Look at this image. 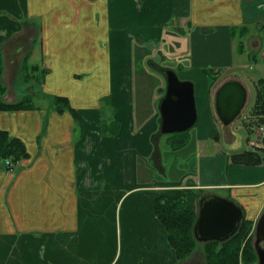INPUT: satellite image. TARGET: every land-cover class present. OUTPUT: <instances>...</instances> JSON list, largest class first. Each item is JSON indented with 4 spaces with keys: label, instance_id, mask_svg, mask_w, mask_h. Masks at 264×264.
I'll use <instances>...</instances> for the list:
<instances>
[{
    "label": "crops",
    "instance_id": "crops-1",
    "mask_svg": "<svg viewBox=\"0 0 264 264\" xmlns=\"http://www.w3.org/2000/svg\"><path fill=\"white\" fill-rule=\"evenodd\" d=\"M258 2L264 0H187L181 11V5L174 0H0V10L25 20V30L18 36L20 40L21 37L25 39L26 46L28 41L31 44L36 39V29L40 26L44 55L48 51L45 38L48 34H54L57 43L65 47L60 67L64 70L63 75L54 73L47 56L41 65L49 70L41 86L45 95L51 78L67 73L69 69L65 70V67L70 59L79 63L88 54L102 51L100 77L105 81L104 88L96 93L109 96V104L116 110L115 119L125 116L132 120L131 128L125 129L129 136L132 130L134 137L140 132L149 135L148 142L153 143L160 130L159 101L166 83L165 79H160L156 85L148 78L153 72L147 70V65H152L154 58L153 53L146 54L144 43L153 48L152 42L157 43L165 24L184 17L191 29L195 32L201 29L209 34L207 40L215 43L210 49L209 44L204 43L203 55L197 50V44V57L211 56L214 62L231 67L227 45L233 32L229 31L232 27H241L246 30L245 36L238 34L243 40L239 41L238 51L255 61L247 50L261 48L262 41L257 36L247 43V36L251 25L259 27L264 22L261 13H255L253 9L259 8ZM254 13L258 19H251ZM1 17V80L6 88L2 97L6 103H15L19 100L14 87L20 78V59L31 45L26 47V52H18L20 58L15 55L14 48L8 50L18 25L10 20L6 26ZM96 18L101 24L99 34L91 28ZM211 29L216 32L211 33ZM88 44L90 53H87ZM216 46H221L222 50ZM50 54L53 55V48H50ZM191 54L195 55L194 49ZM261 60L264 61V52ZM134 65L141 68L133 74ZM90 69L94 70V67ZM131 74L132 78L128 79ZM235 77L225 76L209 87L210 98L205 100L201 113L203 121L198 122L191 134L196 142L195 154L198 155L202 145L206 151L211 138L214 140L209 147L211 152L213 148L216 150L218 139L232 151L241 147V139L233 132L221 129L224 125L215 114L214 99L218 87L227 81H239ZM63 83L55 92L72 102L71 107L78 111V116L73 117L66 111L62 115L52 113L46 135L40 141L42 151L39 153L36 152V138H41V117L45 112H0V129L20 138L29 155L27 160L19 162L14 173L6 172L4 164H0V264H204L200 247L188 259L178 263L174 250L168 245L167 233L152 207L157 197L179 196L189 182L194 184L193 188L204 192L223 191L221 197L238 204L243 209V216L253 222L252 229L255 228L264 211V135H260L259 128L254 130L252 127L250 131L247 127L251 126V114L244 116L250 115V119L245 120L242 127L238 126L244 129L243 139L250 147L242 151H260L263 154L261 165L235 164L229 154L228 158L219 157L217 164L207 166L205 178L197 172L194 180L187 176L177 183L153 182L151 169L142 161L136 164L133 159L134 153L131 154L135 151L131 150L129 139H121L127 141L126 148L102 135L98 127L102 111L95 101H86L82 83ZM196 115L198 118V111ZM73 119L78 122L76 130ZM122 127L110 125L109 135L115 131L121 135L119 128ZM74 132H78L76 138ZM106 139L115 142L114 154L104 146ZM140 151L148 159L153 158L154 166L161 169V155L157 150L149 145L142 146ZM119 153L131 155L130 160L114 161V156ZM20 166L22 168L18 170Z\"/></svg>",
    "mask_w": 264,
    "mask_h": 264
},
{
    "label": "rangeland",
    "instance_id": "rangeland-1",
    "mask_svg": "<svg viewBox=\"0 0 264 264\" xmlns=\"http://www.w3.org/2000/svg\"><path fill=\"white\" fill-rule=\"evenodd\" d=\"M177 4L181 5L180 10L182 11V5H186L187 0H174ZM257 7H253L255 9V13L260 12L261 15L264 17V2H258ZM263 7V8H261ZM179 9V7H177ZM11 12L13 10L11 9ZM252 14L251 19L255 20L258 19L256 14ZM0 16L3 20L4 24L8 26L10 20H14V22L17 23V29L14 30L13 35H16L10 39V42H13L9 44L8 50L14 48L15 55L19 57L18 52L21 51V53L26 52V47L29 48L30 45H33L32 47V55H30V64H37L42 65L44 63V58L47 56L49 60V64L51 66V69L54 71V73H58V75H63L64 70H60L63 60H62V54L65 49L63 45H60L57 43V41L54 39V34H48L46 38V43L48 44V51L45 54L44 47H43V39H41V30L40 26H38L37 33H35L36 40L33 43L27 42V46L24 44L25 39L21 37V40L19 39V36L21 32L24 29V22L25 20H21L19 18H22L18 16V18L13 17L10 13H8L5 10H0ZM187 20L184 17L181 18H174L173 23H167L165 24V28H163L160 32V37L157 41V43L152 42L153 48H150L148 43H144V49L146 54L150 55L153 53L155 55L152 63V65H147V70L149 72H153L152 76H149L148 78L153 79L156 85H159L160 79H165L163 74L157 73L154 71L155 64L163 65V68L166 69H172L182 81H190L193 83L194 86V97L196 102V109L198 111V118L197 123L191 127L190 130H188L187 137H186V143L183 147L178 149H173L170 147L169 141L172 139H177L178 137L174 134H162L160 131H157L155 137L153 138V143L148 142L149 135H142L140 132L135 133L136 136H133V130L130 132V136L127 134V131L125 129H129L132 126V120H127V118L122 117V119H115V107L113 105L109 104V96L107 95H99L96 93V91L102 90L104 88V77H100V54H98V51L91 52V49L89 47V44L87 45L88 56H85L82 62H75L73 59H70L67 62V67H65V70H68L67 73L57 78L55 75L51 78V83L48 82L50 78H48L47 82L49 85V88L44 91L46 95L50 96L51 98H54L57 96L56 92L61 84H64L63 82H81L85 93H86V101L88 103L96 102L99 108L101 109V121L98 123V127L102 131V135L105 137H111L114 140H116V143L110 140H105L103 143L104 146L113 152L114 154V146L115 144L124 145L126 148L128 147L127 141L122 142L121 139L130 140L131 150H134L135 152H132L131 155L134 153V160L137 163L143 162L145 163L150 169H151V176L153 182H164V181H172L177 183L180 179L184 180L187 176L193 177L194 180L195 175L197 172H200V177L203 176L205 178L204 170L207 169V166L217 164L219 161V157L226 156L228 158L229 154H233L235 152H241L242 150L250 148L247 144L244 142L245 137V131L243 128H238V126H241L244 124L245 120L247 121L249 117L245 118L248 114H250V109L253 106L254 102V94H255V87L252 86L253 83H256L259 78H264V61L261 60V55L264 52V22L259 26L256 27L255 25H251V31L248 33L247 36V43L251 37H259L260 41H262L261 48L258 49H249L247 50V54H249L250 58L255 57V61L248 59L247 55H241L238 51V45L239 41H243L241 38L238 37L237 34L231 35L230 34V43L227 45V49L229 52V58L231 61V67L226 68L225 65L221 63H216L212 59L211 56H205V57H197V50L202 55L204 52L201 50L204 47V43L209 44V48H212L215 43L212 40H207V36L209 34L203 32L201 29H198V32H195L191 29V25L186 24ZM179 24V25H178ZM101 24L99 23L98 19H95V22L93 26H91L92 31L95 34L101 33ZM240 27H232L231 31L234 32L232 29H239ZM201 30V31H200ZM213 33L216 29H211ZM216 32V31H215ZM137 33V31H136ZM238 33V32H237ZM217 35V34H212ZM138 37V35H135ZM136 37V39H138ZM134 39V38H132ZM135 39V40H136ZM143 40V39H142ZM144 41V40H143ZM194 43V44H193ZM193 44V47H192ZM197 44L199 47L197 48ZM151 46V47H152ZM195 46V47H194ZM20 47H22L20 49ZM192 47V48H191ZM220 47L221 46H216ZM215 47V48H216ZM50 48H53V55L50 54ZM197 48V50H196ZM213 48L214 50H216ZM195 50V55H192L191 52ZM213 50V51H214ZM222 50V49H221ZM152 55V56H153ZM161 58V61H159V57ZM164 56V57H162ZM20 58V57H19ZM22 56L20 59V65L22 64ZM140 63V62H139ZM138 63V64H139ZM95 64V65H94ZM242 65L243 68H242ZM224 66V67H221ZM94 67V70H91L90 68ZM141 66L134 65L133 74L134 71L137 69L139 70ZM159 69V67H158ZM47 70V73L45 75V80L48 77L49 70ZM160 70V69H159ZM221 70V73L219 74V78L215 81L216 84L220 79H222L225 76L229 75H235L234 79L242 81L244 87H246L247 90V99L246 104L243 108V110L240 112V115L242 113L243 116H238L232 123H230L227 126H222L221 129H226V131L233 132L239 139H241V147L238 151H232V149H229V147L226 146V144L218 139V143L216 150L211 152L210 148L212 144L214 143L213 139L206 148V151H204L203 145L199 148L198 155L195 154L196 152V142L193 140L192 133L195 131L194 127H197L199 121H203L202 119V112L205 108V100H209V91L212 81H211V75L210 73H215L214 71ZM60 71V72H59ZM155 75V76H154ZM132 78V74L128 77V79ZM44 82V80H43ZM14 83V82H13ZM15 84V83H14ZM33 87V88H32ZM14 90L16 91L17 99L22 98L24 95L30 94L31 90L37 92L38 88L34 87L32 83H22L20 82V78L18 81H16ZM39 94V93H38ZM44 95V93H42ZM37 95V94H36ZM33 96L34 101V109L33 110H41L42 112H45V115L42 116V126H41V133H39L41 138H36V152L39 153L42 151V148L40 147V141L41 139L46 135L45 132L47 131L50 116L52 113H56L58 115H62L66 113L63 112H57L55 108V103H53V100H50L48 96ZM73 104L69 101V107H71ZM88 106V105H86ZM127 105H125V108ZM245 116V117H244ZM74 120V129H78V122L76 119ZM218 122V121H217ZM110 125L113 127L123 126L122 128H119L121 131V135H118V132L115 131L113 135L110 134ZM237 125V126H236ZM221 129L218 130V133L221 131ZM255 130V127H254ZM223 131V130H222ZM137 132V131H136ZM75 133V138L77 136L78 132ZM252 134V136H254ZM253 138V137H252ZM255 139V138H253ZM115 143V144H114ZM111 145L112 147H109ZM135 145V146H134ZM151 145V148L154 150H157L161 155V169H158L154 166V159L150 158L148 159L147 156H145L144 153H141L140 148L142 146L146 147ZM123 148V146H121ZM131 155L129 156L126 153H119L117 156H114V161L119 162H126L130 160ZM206 155V157H205ZM263 155V154H262ZM29 156V155H28ZM264 156V155H263ZM216 157V158H213ZM28 159V158H27ZM24 159V160H27ZM22 166L18 168V170H21ZM208 176V173H207ZM209 177V176H208ZM183 183V181L181 182ZM205 192H212V194L217 195H223L224 192L221 190H209ZM254 243V242H253ZM257 256V255H256ZM195 264H199L198 262H195ZM257 264V263H256Z\"/></svg>",
    "mask_w": 264,
    "mask_h": 264
},
{
    "label": "trees",
    "instance_id": "trees-1",
    "mask_svg": "<svg viewBox=\"0 0 264 264\" xmlns=\"http://www.w3.org/2000/svg\"><path fill=\"white\" fill-rule=\"evenodd\" d=\"M241 36H245L244 28L232 29ZM238 32V33H237ZM36 40V39H35ZM32 40L31 43L35 42ZM241 46V45H240ZM32 47L29 49L28 53L23 56L22 64L18 68L20 70L19 77L22 83H32L34 87L38 88V91L34 90L30 94L24 95L15 103H6L3 100V95H5L6 88L2 84L1 76L3 69V59L0 51V112L3 111H31L34 109L33 96L36 94L43 95L41 91V86L43 85V80L47 73L45 68H41L40 65L30 64V55H32ZM243 47V46H241ZM145 56V52H143ZM153 55L152 57H154ZM159 67V69H158ZM163 65H156L157 73L163 74ZM215 73H210L211 81L215 82L219 78L221 70L214 71ZM255 94L253 106L250 110L251 123L250 127L247 126L250 131L252 127L260 128L264 126V78L258 79L255 83ZM33 88V87H32ZM162 89V95L164 96ZM48 96V95H43ZM162 96V97H163ZM55 103V108L57 112L66 111L70 113L73 117L78 116V111L69 107V100L66 97L55 96L51 98ZM162 99V98H161ZM118 127V126H117ZM188 131L179 134H175L178 138L169 141L170 147L173 149L181 148L187 142ZM248 140V139H247ZM25 143L18 137H13L5 130L0 129V164L3 163L6 172L13 173L16 171L20 161L27 159L28 153L25 148ZM231 162L239 165L247 166H259L263 162V156L260 151L249 150L242 151L241 153L232 154L230 156ZM12 163V167L6 166V162ZM194 184H188V187L184 188L179 192V196L174 198L157 197L153 203V211L157 220L165 229L167 233L168 245L174 250L175 258L178 263L188 259L197 247H200L203 252L204 264H256L257 256L254 250V229L253 222L247 219L244 215L243 209L232 201L235 205L240 207L243 212V219L240 223L237 233L224 242L211 241L202 244L198 242L193 237V226L198 216V201L205 195L204 190L193 188ZM264 246V243H263Z\"/></svg>",
    "mask_w": 264,
    "mask_h": 264
},
{
    "label": "water",
    "instance_id": "water-1",
    "mask_svg": "<svg viewBox=\"0 0 264 264\" xmlns=\"http://www.w3.org/2000/svg\"><path fill=\"white\" fill-rule=\"evenodd\" d=\"M165 93L159 101L160 133L179 134L190 130L197 121L194 86L182 81L172 69H164ZM247 91L239 81L223 83L215 94V114L224 125L232 123L243 110ZM198 216L193 237L199 243L230 240L237 233L243 212L227 198L208 193L198 201ZM254 228V250L257 264H264V211Z\"/></svg>",
    "mask_w": 264,
    "mask_h": 264
},
{
    "label": "built area",
    "instance_id": "built-area-1",
    "mask_svg": "<svg viewBox=\"0 0 264 264\" xmlns=\"http://www.w3.org/2000/svg\"><path fill=\"white\" fill-rule=\"evenodd\" d=\"M260 133H261L262 135H264V127H261V128H260ZM6 166L9 167V168H11V167H12V163H10L9 161H7V162H6ZM11 171H12V170H11Z\"/></svg>",
    "mask_w": 264,
    "mask_h": 264
}]
</instances>
